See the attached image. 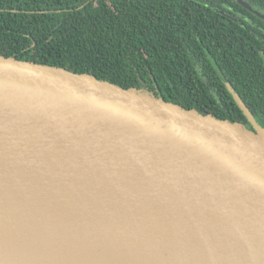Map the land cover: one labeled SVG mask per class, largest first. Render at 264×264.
<instances>
[{"label":"water","instance_id":"95a60500","mask_svg":"<svg viewBox=\"0 0 264 264\" xmlns=\"http://www.w3.org/2000/svg\"><path fill=\"white\" fill-rule=\"evenodd\" d=\"M247 115L255 130L0 55V234L98 228L160 264H264V130Z\"/></svg>","mask_w":264,"mask_h":264},{"label":"trees","instance_id":"16d2710c","mask_svg":"<svg viewBox=\"0 0 264 264\" xmlns=\"http://www.w3.org/2000/svg\"><path fill=\"white\" fill-rule=\"evenodd\" d=\"M264 0H0V55L264 130Z\"/></svg>","mask_w":264,"mask_h":264},{"label":"bare ground","instance_id":"6f19581e","mask_svg":"<svg viewBox=\"0 0 264 264\" xmlns=\"http://www.w3.org/2000/svg\"><path fill=\"white\" fill-rule=\"evenodd\" d=\"M93 229L86 235L88 239L61 242L51 236L40 239L0 234V264H160L152 257L151 248L132 252L126 244L115 246L108 233ZM155 256L162 257L161 254ZM169 260L170 264H176L172 255Z\"/></svg>","mask_w":264,"mask_h":264},{"label":"flooded vegetation","instance_id":"af4514ba","mask_svg":"<svg viewBox=\"0 0 264 264\" xmlns=\"http://www.w3.org/2000/svg\"><path fill=\"white\" fill-rule=\"evenodd\" d=\"M248 129L252 130L251 128H248Z\"/></svg>","mask_w":264,"mask_h":264}]
</instances>
